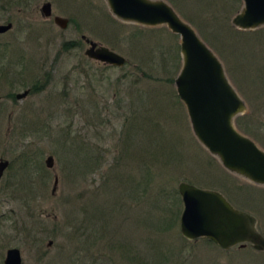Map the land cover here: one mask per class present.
Listing matches in <instances>:
<instances>
[{
    "label": "rangeland",
    "instance_id": "1",
    "mask_svg": "<svg viewBox=\"0 0 264 264\" xmlns=\"http://www.w3.org/2000/svg\"><path fill=\"white\" fill-rule=\"evenodd\" d=\"M47 1L52 16L43 17ZM165 1L222 61L247 107L235 124L264 149V26L232 24L242 0ZM7 22L12 28L0 33V159L9 161L0 179V264L10 247L20 249L22 264H264V250L224 251L180 232L179 182L220 191L256 217L263 235L264 186L228 171L194 135L174 84L178 34L118 20L106 0H0V24ZM241 31L250 38L237 42ZM82 35L127 62L88 58ZM68 41L76 46L64 49ZM25 89L23 99L11 96Z\"/></svg>",
    "mask_w": 264,
    "mask_h": 264
},
{
    "label": "water",
    "instance_id": "2",
    "mask_svg": "<svg viewBox=\"0 0 264 264\" xmlns=\"http://www.w3.org/2000/svg\"><path fill=\"white\" fill-rule=\"evenodd\" d=\"M243 7L232 18V24L242 30L264 26V0H242ZM108 8L118 20L145 26L165 25L180 37L182 66L174 84L183 102L192 131L198 141L217 157L228 171L248 181L264 186V149L242 133L236 118L246 111V103L226 75L222 61L165 0H106ZM43 17L52 16L50 2L41 6ZM54 22L65 28L68 20L53 15ZM12 28V22L0 24V33ZM88 43L85 55L104 64L123 66L126 58L82 35ZM30 89L16 94L26 97ZM51 155L45 159L53 167ZM9 161L0 159V179ZM58 178L55 177L54 188ZM178 192L183 202L180 232L187 240L207 238L222 249L247 243L256 250H264V235L257 228L256 217L248 211L234 207L218 190L202 188L186 181L179 182ZM51 241H49V244ZM21 251L10 247L3 264H21Z\"/></svg>",
    "mask_w": 264,
    "mask_h": 264
},
{
    "label": "trees",
    "instance_id": "3",
    "mask_svg": "<svg viewBox=\"0 0 264 264\" xmlns=\"http://www.w3.org/2000/svg\"><path fill=\"white\" fill-rule=\"evenodd\" d=\"M242 31H244V30H242ZM239 32V33H237V36H235L236 38H237V42H238V40H240V39H247V37H249V32ZM239 35V36H238ZM240 38V39H239ZM250 38V37H249ZM241 41H243V40H241ZM244 43H247V41H243ZM238 44V43H237ZM76 46V44H75V42L74 41H68V42H66V43H64L63 44V48L64 49H71V48H73V47H75ZM225 53V52H224ZM227 53V52H226ZM225 53V54H226ZM227 55H229V54H227ZM138 164H139V162H138ZM139 166H140V168H141V165L139 164Z\"/></svg>",
    "mask_w": 264,
    "mask_h": 264
},
{
    "label": "flooded vegetation",
    "instance_id": "4",
    "mask_svg": "<svg viewBox=\"0 0 264 264\" xmlns=\"http://www.w3.org/2000/svg\"><path fill=\"white\" fill-rule=\"evenodd\" d=\"M81 38H82V36H81ZM83 39V38H82ZM84 40V39H83ZM85 41V40H84ZM19 93V92H18ZM18 93H16V94H18ZM29 93H30V91H29ZM28 93V94H29ZM16 94H12L11 96L12 97H15L16 98ZM0 99H1V96H0ZM17 99V98H16ZM23 99V98H22ZM3 176V175H2ZM213 242V241H212ZM214 243V242H213ZM216 244V243H215ZM217 245V244H216ZM247 245H249V246H251L252 247V245L251 244H249V243H247L246 245H244L243 247H245V246H247ZM235 246H238L239 248H241V246H239V245H235ZM234 247V246H233ZM232 248V247H231ZM224 251H229L230 250V248L229 249H223ZM7 251V250H6ZM6 255V254H5ZM5 258V257H4ZM3 261H4V259H3ZM22 264V263H21Z\"/></svg>",
    "mask_w": 264,
    "mask_h": 264
}]
</instances>
